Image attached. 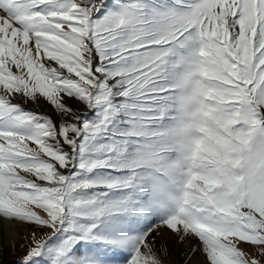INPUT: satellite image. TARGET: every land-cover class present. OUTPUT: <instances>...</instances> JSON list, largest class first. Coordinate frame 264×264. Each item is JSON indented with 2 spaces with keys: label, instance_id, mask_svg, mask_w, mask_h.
Instances as JSON below:
<instances>
[{
  "label": "snow or ice",
  "instance_id": "obj_1",
  "mask_svg": "<svg viewBox=\"0 0 264 264\" xmlns=\"http://www.w3.org/2000/svg\"><path fill=\"white\" fill-rule=\"evenodd\" d=\"M0 227L14 264H259L264 0H0Z\"/></svg>",
  "mask_w": 264,
  "mask_h": 264
},
{
  "label": "rangeland",
  "instance_id": "obj_2",
  "mask_svg": "<svg viewBox=\"0 0 264 264\" xmlns=\"http://www.w3.org/2000/svg\"><path fill=\"white\" fill-rule=\"evenodd\" d=\"M26 107L34 108L36 106L28 104ZM38 110L44 111L42 108ZM30 232L31 230L28 227H23L16 232L14 239L9 240L5 245L0 240V264H14L15 260L24 254L26 249L25 237L30 238ZM162 235L168 242V264H192V260L187 255V245L185 243L178 242L177 238L167 231H164ZM243 247L249 258H255L259 264H264V252L256 247L247 245Z\"/></svg>",
  "mask_w": 264,
  "mask_h": 264
},
{
  "label": "bare ground",
  "instance_id": "obj_3",
  "mask_svg": "<svg viewBox=\"0 0 264 264\" xmlns=\"http://www.w3.org/2000/svg\"><path fill=\"white\" fill-rule=\"evenodd\" d=\"M43 110H45L44 108H42ZM16 230H11L9 231L8 229L4 228V227H0V240L2 241V243L5 245L9 240L14 239V237L16 236Z\"/></svg>",
  "mask_w": 264,
  "mask_h": 264
}]
</instances>
